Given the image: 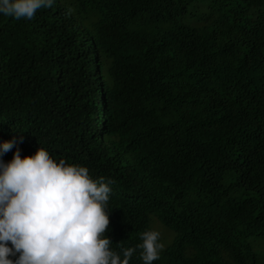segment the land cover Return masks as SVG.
<instances>
[{
	"label": "trees",
	"instance_id": "trees-1",
	"mask_svg": "<svg viewBox=\"0 0 264 264\" xmlns=\"http://www.w3.org/2000/svg\"><path fill=\"white\" fill-rule=\"evenodd\" d=\"M112 181L105 233L152 264H264V0H54L0 14V143ZM136 249L129 264H143Z\"/></svg>",
	"mask_w": 264,
	"mask_h": 264
},
{
	"label": "clouds",
	"instance_id": "clouds-1",
	"mask_svg": "<svg viewBox=\"0 0 264 264\" xmlns=\"http://www.w3.org/2000/svg\"><path fill=\"white\" fill-rule=\"evenodd\" d=\"M54 0H0V14L31 19ZM16 143H0V156ZM112 181L92 179L87 167L54 160L39 147L0 159V264H129L140 249L143 264L160 258L161 233L140 234L135 247L111 248L105 235Z\"/></svg>",
	"mask_w": 264,
	"mask_h": 264
},
{
	"label": "rangeland",
	"instance_id": "rangeland-1",
	"mask_svg": "<svg viewBox=\"0 0 264 264\" xmlns=\"http://www.w3.org/2000/svg\"><path fill=\"white\" fill-rule=\"evenodd\" d=\"M150 226H151V229H156V230L160 231L161 241L164 243V245H166L165 243L168 242L167 239H168L169 235H166L164 233V231H169V229L162 226L161 224L159 225L156 220L151 221Z\"/></svg>",
	"mask_w": 264,
	"mask_h": 264
}]
</instances>
